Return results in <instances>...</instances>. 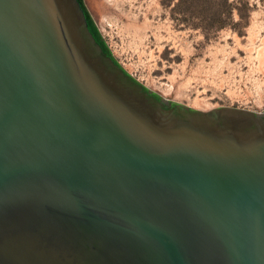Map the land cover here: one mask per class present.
<instances>
[{"label": "water", "instance_id": "95a60500", "mask_svg": "<svg viewBox=\"0 0 264 264\" xmlns=\"http://www.w3.org/2000/svg\"><path fill=\"white\" fill-rule=\"evenodd\" d=\"M0 264H264V110L149 87L85 0H0Z\"/></svg>", "mask_w": 264, "mask_h": 264}, {"label": "rangeland", "instance_id": "374dc122", "mask_svg": "<svg viewBox=\"0 0 264 264\" xmlns=\"http://www.w3.org/2000/svg\"><path fill=\"white\" fill-rule=\"evenodd\" d=\"M116 57L164 96L264 110V0H85Z\"/></svg>", "mask_w": 264, "mask_h": 264}]
</instances>
